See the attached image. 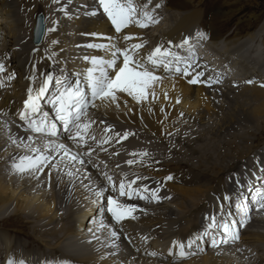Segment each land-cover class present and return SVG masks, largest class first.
Segmentation results:
<instances>
[{
	"label": "bare ground",
	"instance_id": "6f19581e",
	"mask_svg": "<svg viewBox=\"0 0 264 264\" xmlns=\"http://www.w3.org/2000/svg\"><path fill=\"white\" fill-rule=\"evenodd\" d=\"M193 1L150 0L146 10L158 22L147 28L130 25L116 33L99 11L94 16L88 14L97 8L96 0H0V62L6 69L0 75V225L10 227L8 234H15L13 238L0 227V264H6L10 257L23 259L26 264H59L63 260L72 264H246L251 260L264 264V209L251 215L242 230L239 228L240 240L234 243L211 248L207 236L199 248L193 246L190 251L194 254L187 258L169 255L173 240L186 244L189 237L205 231L210 217L215 215L217 222L226 217L229 201L224 196L231 200L236 196V200L241 191L237 177L244 183L247 172L254 181L252 172L259 175L256 160L264 165V49L255 48L259 40L264 43V19L259 27L243 34L222 32L220 20L231 17L239 7L223 9L226 1L209 7L203 0ZM135 2L143 6L145 0ZM36 7L42 8L46 29L39 46L30 42L31 13ZM53 27L54 31H47ZM90 33L113 37L120 47L141 43L145 54L157 45L169 47V41L175 52L180 48L175 46L187 37L191 51L195 48L202 55H192L197 70L204 73L201 80L209 83L190 84V76L166 74L161 69L157 74L163 81L156 86L155 100L150 97L137 104L126 94H118L119 107L109 104L89 110V118L95 121L90 133L97 139L109 125L112 132L107 135L127 131V139L116 143L114 137L103 145L107 152L89 141L95 151L90 157L92 163L84 167L66 166L60 161L63 171L46 168L38 177L13 172V159L27 150L10 138L23 136L26 140L31 135L15 117L22 110L28 87L38 88L49 72H85L90 66L85 56L104 55L87 47L101 42ZM124 35L133 39L125 42ZM54 40L56 44H52ZM53 52L56 55L49 59ZM34 136V146L43 148L47 140ZM86 147H76L74 153ZM145 150L149 154L146 158L130 155ZM134 158L143 162L126 163ZM58 160L59 156L53 163ZM76 168L79 172L75 177L65 174ZM103 172L117 185L122 178L135 176L147 178L137 180V185L155 188L159 182L161 199L121 197L137 206L136 218L116 224L90 191V187L98 188L97 183L106 185ZM169 175L172 179L164 181ZM109 194L117 195L109 190L105 204ZM101 219L107 227H100ZM110 227L120 234L116 247L110 246ZM48 235L55 241L50 242ZM152 252L156 255L148 254Z\"/></svg>",
	"mask_w": 264,
	"mask_h": 264
},
{
	"label": "snow or ice",
	"instance_id": "6c2138e0",
	"mask_svg": "<svg viewBox=\"0 0 264 264\" xmlns=\"http://www.w3.org/2000/svg\"><path fill=\"white\" fill-rule=\"evenodd\" d=\"M59 2V0H55ZM150 0H145L143 6L138 5L135 0H97L98 7L90 11V15H97L98 11L102 9L103 14H106L108 20L115 28L116 33H121L130 25H135L140 28H147L151 23L156 21L147 11ZM157 4L155 7H159ZM55 27L47 29V31H54ZM90 35L97 37L101 42L89 43L88 48L103 52L104 55L91 57L85 56L84 59L89 62L90 66L83 73H71L64 75H54L49 72L44 75L43 80L38 88L30 85L27 89V97L23 101V109L18 113L19 119L23 121L25 133L31 132L33 134H43L47 141L43 148L34 146V135H28L27 139L23 136L17 138H10L12 143H17L18 146L24 147L27 152L20 155L18 159L14 158L11 165L12 171L21 175H30L38 177L45 169H60V161H65L66 166L79 165L84 167L91 164L90 157L95 149L91 147L89 141H92L100 149V151L107 152V148L103 145L110 144L114 137L115 142L119 143L121 140L127 139L130 135L125 131L123 135L119 132L112 135H107L112 132V126L109 125L104 129L102 138L97 139L94 134L90 133L94 120L89 118V110L96 109L100 106H107L109 104H116L119 107L118 94H126L131 97L137 104H143L151 97L155 100L156 86L161 84L163 77L157 73L162 69L166 74H183L185 77H191L188 82L190 84L206 83L202 81L201 77L204 75L203 71L197 70L196 60L191 56H180L172 51V42L169 41V47L157 45L147 54L143 53L144 47L141 43H127L125 47H120L119 42L113 37H102L100 33H90ZM199 38H203V33H197ZM133 39L130 35H124L123 40L129 42ZM106 41V42H105ZM57 41H52L56 44ZM189 46V38H184L179 45L175 47ZM56 55L55 52L49 59ZM5 65L0 62V75L5 73ZM15 74L8 76V79H13ZM35 75L31 77L33 83L35 82ZM218 81H212L216 83ZM252 83V81H247ZM54 85V87H52ZM264 86V85H262ZM51 89V90H50ZM167 98V93L164 94ZM179 100H177V103ZM50 105L51 115L44 110L43 104ZM151 110V109H150ZM182 115V114H181ZM104 123V121H101ZM62 128V131H61ZM64 140L70 141L77 148L85 151L73 152L67 143L61 142V137ZM117 154V153H114ZM133 157L146 158L148 152L141 151L139 153H130ZM59 156L56 163L53 161ZM89 157L86 161L84 157ZM143 160L129 159L126 161L128 165H133ZM259 168V175L252 172V179L248 178L245 173V182L241 183L237 177L236 183L241 189L237 193L236 209L240 211L243 219L237 221L233 219V213L229 212L226 217L217 222L216 216L209 218V225L203 233L194 234L189 237L186 244L183 241L173 240L172 247L169 248V255L183 259L189 255L194 254L190 250L195 245L199 248V244L204 241V237L212 233L211 244L213 247H218L220 244H227L229 241L239 240V227H244L250 220V206L249 200L253 201L258 209H264V165H260L259 159L256 160ZM98 167V165H93ZM119 167V165H117ZM79 172L69 169L65 174L69 177H75ZM51 172H49V176ZM102 175L106 180V185L98 188L90 187V191L94 192L97 197V202L100 204L110 219L120 224L126 219H135L134 213L137 211V206L121 197H127L131 200L134 196L140 200H152L159 202L161 197L159 191L161 184L157 182L155 188H149L148 185H137V180L147 179L146 177L135 176L134 178H122L118 185L113 180V177L107 172ZM169 175L164 178V181L171 180ZM111 190L112 193L118 195L105 194ZM224 200H231L229 195L224 196ZM142 210V209H141ZM104 220L101 219L100 227H107ZM219 236V239H217ZM109 237L111 240V247H116V241L120 239V234L114 227L109 228ZM143 239H147L144 237ZM188 249L186 251L185 249ZM138 250V249H137ZM175 250V251H174ZM203 250V249H200ZM149 255H156L155 252L148 253ZM6 264H26L23 259L16 260L9 258ZM45 264H54L53 261H46ZM59 264H72L69 260L60 261Z\"/></svg>",
	"mask_w": 264,
	"mask_h": 264
},
{
	"label": "rangeland",
	"instance_id": "374dc122",
	"mask_svg": "<svg viewBox=\"0 0 264 264\" xmlns=\"http://www.w3.org/2000/svg\"><path fill=\"white\" fill-rule=\"evenodd\" d=\"M197 1L198 0H194L193 2L196 3ZM222 1H226L227 2V4L223 6V9H227L228 6H235L237 8L239 7V9L236 11V13H234L233 15L231 14L232 15L231 17L222 18V20H220V22H221L220 25H221V31L222 32H228V33H237V32H239V33L243 34L247 30H254L257 27H259V24L264 19V0H203L204 5L206 7L212 6L214 4H218L219 5ZM38 9H40L42 11V8H39V7L34 8L33 12L31 13V16L33 15L32 19H33L34 14H35L34 12L37 11ZM43 15H44V13H43ZM31 31H32V29H31ZM153 32H156V31L153 30ZM257 33L260 34L261 31H258ZM45 35H46V32H45ZM30 42L32 44H35V43H33L31 41V36H30ZM41 44H35V45L39 46ZM200 46L201 45H199V47ZM255 48H257V50H259V48H261V50L264 49V43H262L261 40H259L258 44L256 45ZM20 188L21 187H18L16 191L18 192L20 190ZM6 212H8V211H6ZM256 214L258 215L259 213L257 212ZM27 225L29 226L30 224L28 223ZM0 227H1V229H3L2 230L3 233H7V234L10 233L9 231H7L8 228H10V227H6V229H4V227H2L1 225H0ZM242 228H244V227H242ZM26 229L27 228H25V229H23L21 231H24V230L26 231ZM75 229H77V228L75 227ZM241 230H239V234H240ZM8 235H10L13 238L15 237L14 233L8 234ZM17 236L23 238L24 235L20 236L17 233ZM48 237L50 238L49 240L52 239L50 242L55 241V239L50 237L49 235H48ZM23 239H24V241H26L25 240L26 238H23ZM257 254H259V252L255 253V255H257ZM123 261L127 262V260H123ZM251 261H249L250 263H246V264H253V262H251Z\"/></svg>",
	"mask_w": 264,
	"mask_h": 264
},
{
	"label": "water",
	"instance_id": "95a60500",
	"mask_svg": "<svg viewBox=\"0 0 264 264\" xmlns=\"http://www.w3.org/2000/svg\"><path fill=\"white\" fill-rule=\"evenodd\" d=\"M45 36V22L44 15L40 9L35 13V26L33 30V41L34 43H41Z\"/></svg>",
	"mask_w": 264,
	"mask_h": 264
}]
</instances>
